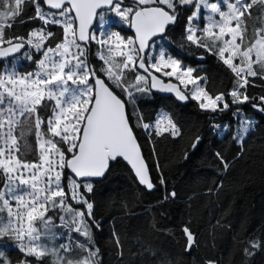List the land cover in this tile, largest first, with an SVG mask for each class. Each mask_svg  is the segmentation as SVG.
I'll list each match as a JSON object with an SVG mask.
<instances>
[{"label":"snow or ice","instance_id":"6c2138e0","mask_svg":"<svg viewBox=\"0 0 264 264\" xmlns=\"http://www.w3.org/2000/svg\"><path fill=\"white\" fill-rule=\"evenodd\" d=\"M27 11L34 14L26 21ZM28 21L39 26L18 34ZM174 44L202 50L199 60H217L231 88L211 92L206 75L169 51ZM0 62V264H104L97 185L126 162L145 192L158 187L153 172L166 187L159 162L148 161L157 140L184 139L174 113L143 111L157 93L180 105L194 102L209 117V132L236 145L231 160L223 150L213 153L218 179L209 193L223 188L256 127L241 106L264 114V95L257 102L248 94L257 80L264 87V0H0ZM229 111L235 125L215 122ZM203 139L195 134L188 147L195 152ZM176 197L166 191L158 203ZM181 232L183 251L191 254L197 236L188 224ZM111 243L124 264L115 227ZM240 243L249 262L264 252V238ZM129 255L134 264H179L152 244Z\"/></svg>","mask_w":264,"mask_h":264},{"label":"trees","instance_id":"16d2710c","mask_svg":"<svg viewBox=\"0 0 264 264\" xmlns=\"http://www.w3.org/2000/svg\"><path fill=\"white\" fill-rule=\"evenodd\" d=\"M33 14L27 11L25 20ZM38 26L39 22L28 21L19 24L15 31L24 35ZM172 35L176 41L180 40L179 29ZM169 51L186 65L198 68L201 75H206L211 92L231 88V78L220 68L217 60L210 56L198 59L202 50L181 49L174 44ZM24 68H29V65L25 63ZM255 83V87L248 88V94L257 97L259 102L258 97L264 95V87L259 80ZM141 107L148 116H154L158 111L174 113L185 135L184 139L157 140L156 155L148 161L150 165L159 162L167 180L166 187L159 186L153 172L158 187L151 193L145 192L132 180L125 162L114 165L107 178L97 185L96 215L102 218L104 226L96 239L104 253V264H118L111 243L113 227L124 244V264H134L129 251H135L139 244L161 247L179 264H204L206 259H214L218 264H264V252H258L249 262L241 252L244 244L240 243L264 238V116L256 113L250 104L241 106L245 113L256 117L257 124L243 154L232 161L223 176V188L217 194L209 193L213 181L218 179L213 153L223 150L231 160L239 151L236 145L209 132V117L194 102L180 105L173 97L156 94ZM215 122L235 125L231 111L217 115ZM197 133L204 139L193 152L188 145ZM185 151L188 152L186 160L183 158ZM150 152L151 146L146 144L145 155L149 156ZM173 189L177 192L175 201L161 206L158 202L166 191ZM123 204H127V209L122 208ZM185 224L190 225L198 240V246L191 254L183 251L185 237L181 228ZM8 254L15 257L16 252L11 250Z\"/></svg>","mask_w":264,"mask_h":264},{"label":"rangeland","instance_id":"374dc122","mask_svg":"<svg viewBox=\"0 0 264 264\" xmlns=\"http://www.w3.org/2000/svg\"><path fill=\"white\" fill-rule=\"evenodd\" d=\"M22 67H23V68L25 67V63H23ZM243 113H244L247 117L251 118V120H252L255 124H257V119H256V117H255L254 115H248L247 113H245L244 110H243ZM225 124H226V123H225Z\"/></svg>","mask_w":264,"mask_h":264},{"label":"water","instance_id":"95a60500","mask_svg":"<svg viewBox=\"0 0 264 264\" xmlns=\"http://www.w3.org/2000/svg\"><path fill=\"white\" fill-rule=\"evenodd\" d=\"M2 62H0V64H1ZM158 95H161V96H165V97H173V96H171V94H161V93H157ZM174 98V97H173ZM175 99V98H174ZM255 111H256V113H258V114H260V115H263L264 116V114H262V113H260V112H258L256 109H255ZM126 163V162H125Z\"/></svg>","mask_w":264,"mask_h":264}]
</instances>
